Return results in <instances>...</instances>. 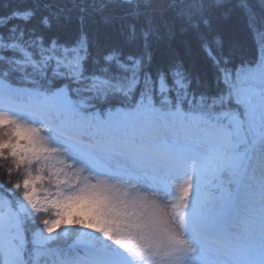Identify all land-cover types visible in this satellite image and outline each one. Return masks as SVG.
Here are the masks:
<instances>
[{"label":"trees","instance_id":"16d2710c","mask_svg":"<svg viewBox=\"0 0 264 264\" xmlns=\"http://www.w3.org/2000/svg\"><path fill=\"white\" fill-rule=\"evenodd\" d=\"M263 56L264 0H0L1 92L10 88L20 99L61 92L74 111L101 120L151 102L158 113L210 124L229 134V146L212 158L229 156L240 166L190 165L208 187L227 192L229 202L246 181L253 146L254 116L235 92L242 71ZM34 115L0 100V202L21 218L0 251L2 261L83 264L95 248L120 261L123 229L139 227L104 194L73 186L48 146L57 141L72 149L75 162L95 175L90 142L58 132L49 116L41 121L55 135L45 140L30 123ZM246 188L257 202V186ZM58 195L63 202L50 207ZM28 205L41 207L19 213ZM197 226L220 233L219 226Z\"/></svg>","mask_w":264,"mask_h":264},{"label":"rangeland","instance_id":"374dc122","mask_svg":"<svg viewBox=\"0 0 264 264\" xmlns=\"http://www.w3.org/2000/svg\"><path fill=\"white\" fill-rule=\"evenodd\" d=\"M239 78L235 99L254 116L248 121L253 146L244 168L247 182L240 185L231 203L227 192L203 183L193 166L213 163L238 169L240 161L229 156L224 160L212 158L214 152L229 146V134H220L210 125L201 130L194 118L160 115L151 105L139 107L129 117L96 125L89 118L79 117L89 135L95 136L93 143L98 150L93 164L99 168L95 175L75 162L72 149L49 141V149L57 154L60 168L69 174L73 186L104 194L140 228L123 229V259L112 261L106 252L96 255L94 250L95 262L89 264H264V102L260 95L264 94V56ZM231 82L226 74L225 83L230 86ZM257 87L260 93L255 91ZM10 93L7 88L6 94L0 91V97ZM62 98L59 94L54 102L42 101L36 111H47L54 118L62 114L71 121ZM37 130L41 138L50 139L48 131L40 126ZM246 184L260 190L257 202ZM61 201L57 198L49 205L58 208ZM4 204L0 202V251L6 249V242L14 238L21 224L20 217L2 210ZM39 208L28 205L19 213ZM208 211L223 232L218 240L193 229L191 216L199 224L213 225ZM194 240L206 245L197 246ZM0 264H6L1 255Z\"/></svg>","mask_w":264,"mask_h":264}]
</instances>
